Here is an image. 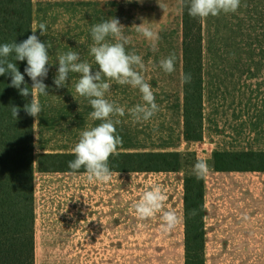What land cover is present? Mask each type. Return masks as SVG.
Instances as JSON below:
<instances>
[{"label": "crops", "instance_id": "crops-1", "mask_svg": "<svg viewBox=\"0 0 264 264\" xmlns=\"http://www.w3.org/2000/svg\"><path fill=\"white\" fill-rule=\"evenodd\" d=\"M32 17L33 25L44 23L47 29L45 36H40L48 45L50 64L44 83L51 89L44 102L57 108L60 117L57 137L61 140L79 141L80 129H75V125H80L79 120L86 112L89 115L92 108L86 98L75 92L80 74L70 72L64 88H55L53 79L58 57L69 51L77 52L79 62H88L93 71H98L89 53L91 28L104 19L116 17L120 20L125 27L124 34L130 38L126 47L132 49L152 45L133 26L142 22L158 33L161 46H168V39L180 37L181 60L175 57L172 73L161 69L160 60L155 59V48L141 50L137 55L144 63L145 81L152 87H184L183 0H33ZM36 35H40L39 31ZM203 37V135H219L221 141L224 136H232L237 141L240 131L247 128L248 146L243 151L264 152V88L263 92H257V87H264V46L261 45L264 0H240L235 13L203 19ZM224 37L235 38L237 45L217 50L218 54L225 51L248 53L258 55V61H206V39ZM246 39L248 45H244ZM163 53L167 58L168 51L164 49ZM114 86L123 87L134 95L130 98L127 93L114 94ZM215 86L233 87V92L210 93L209 87ZM52 94H56L57 99ZM154 94L159 111V99L168 97L173 102L171 111L181 112L178 128L184 135V88L181 105L173 101L177 98L175 95ZM105 98L115 104L129 98L142 102L138 89L134 91L114 81ZM127 116L126 111L115 125L119 128L116 135L122 141L129 140L130 136ZM152 120L154 116L149 121ZM37 123L34 119L37 158L41 154H72V146L56 149L49 145L48 150L38 152ZM139 123L133 125L131 134L135 142L145 144L152 137H145L142 131L145 122ZM167 126L173 127V123ZM181 148H186L183 137ZM130 152L138 151L127 152V148L117 146L115 154ZM208 168L205 175L206 264H264V171L219 173L213 159ZM155 186L166 196L163 210L141 220L134 204L145 191ZM184 205L185 183L181 171L115 173L109 182L101 183L89 181L86 173L41 172L36 161V264L40 261L41 264H185ZM163 211H173L177 215V224L170 231L162 229Z\"/></svg>", "mask_w": 264, "mask_h": 264}, {"label": "trees", "instance_id": "trees-1", "mask_svg": "<svg viewBox=\"0 0 264 264\" xmlns=\"http://www.w3.org/2000/svg\"><path fill=\"white\" fill-rule=\"evenodd\" d=\"M184 2V83L185 135L201 139L204 108L203 19L188 13ZM33 0H0V45L20 43L32 35ZM13 59V57H9ZM23 74L26 61H17ZM25 83L31 87L30 78ZM11 77L0 76V264H36L35 167L41 172H71L74 154H41L36 159L34 118L23 107L32 99L10 87ZM23 87V85L21 86ZM11 106L21 109L13 119ZM112 171L177 172L180 155L176 152L113 153L108 161ZM215 167L220 172L264 171V152H218ZM78 172H85L81 168ZM195 210L196 215H193ZM204 179L187 176L185 181L186 264H204Z\"/></svg>", "mask_w": 264, "mask_h": 264}, {"label": "clouds", "instance_id": "clouds-1", "mask_svg": "<svg viewBox=\"0 0 264 264\" xmlns=\"http://www.w3.org/2000/svg\"><path fill=\"white\" fill-rule=\"evenodd\" d=\"M187 6L190 16L205 19L221 13H235L240 6V0H188ZM160 7L164 10L162 6ZM133 26L146 40L151 41L155 48L159 39L158 33L144 22ZM124 29L116 17L104 19L91 28L92 44L89 53L98 65V71H93L88 62H79L77 52L69 51L58 57V69L53 79L55 88L57 90L64 88L70 72L80 74L75 92L88 100L92 108L89 118L100 121L98 125L80 132L79 141L71 150L75 159L68 165L73 174L83 168L89 181L107 183L115 174L109 168L108 161L122 140L116 135L115 127L120 121L119 119L114 121L112 117H123L126 110L105 98L112 87V81L138 89L141 93L142 103L127 109L134 123L147 122L159 111L152 86L145 81L142 74L144 69L142 57L126 50L130 38L124 34ZM37 31L39 36L36 35ZM46 31L44 23L38 26L34 23L32 35L26 40L0 45V76H10L9 86L17 89L22 97L27 98L31 95L32 99L25 103L23 111L35 120L42 111L37 97L49 94L48 85L44 83L49 72V51L48 45L40 39V36H45ZM17 61H26L27 66L23 74L18 69ZM159 66L165 73L174 72L175 55L161 59ZM25 75L30 78L31 87L25 83ZM182 82L190 83L191 74H185ZM20 111L19 107L11 106L13 119L19 118ZM193 170L197 178H202L209 171L208 164L206 161L198 160ZM165 199L162 189L155 186L143 193L134 204V210L141 220L151 218L163 210ZM192 214L196 215L195 210ZM161 219L164 231H170L178 221L173 211H163Z\"/></svg>", "mask_w": 264, "mask_h": 264}, {"label": "rangeland", "instance_id": "rangeland-1", "mask_svg": "<svg viewBox=\"0 0 264 264\" xmlns=\"http://www.w3.org/2000/svg\"><path fill=\"white\" fill-rule=\"evenodd\" d=\"M246 39V42H244V45H248ZM243 44V43H242ZM236 39L231 37H224V38H207L206 39V54H205V60L212 62H225V63H235V62H256L258 61V55H250L248 53H234L231 52L230 54L225 52L217 53V50L221 49H227L233 48L236 46ZM262 46H264V37L262 38ZM181 46H182V40L180 37H176L173 39H168V46H161L160 41H156L155 46V52L156 54V60H161L165 58V54H161V51L164 52V49L168 51L167 57L169 55L174 54L175 57L179 60L181 56ZM205 48V46H204ZM148 49H154L152 45L145 44V45H139L138 47L132 49L130 46L126 47V50L128 52H132L134 50V53L137 54L141 50H148ZM264 59V57H263ZM264 87H257V92H263ZM51 89V87H48V91ZM154 93H161V95H175L177 98H173V101H177L179 105H181V101L183 100V88L182 86H170V87H152ZM136 91V89H134ZM114 94H121V93H127L128 96L131 98L132 95H134V92H127L123 87L120 86H114L113 87ZM210 93H217V92H223V93H231L233 92V87H209ZM50 94V93H49ZM55 96V99H57L56 94H52ZM48 95H39L37 99L39 100V103L41 105L42 111L40 115L37 117V129H38V152L46 151L48 150L47 146H51L53 148H59L68 146L73 149L75 144L77 142L72 141H65L61 140L57 137L58 132V122L60 120L59 113H57V108L54 107L52 104L45 103V98ZM118 100L117 104L119 106H123L125 110L139 104V102H136L135 100ZM170 98H160L159 103L161 106V110L158 111L156 115H154V120L147 121L144 123L143 130L145 132V137L147 138L149 135L154 140V143L152 142V139H150L149 142L145 144H141L138 142H135V137H132L131 129L133 125L135 124L130 115L127 116L129 120V131L130 136L129 140H123L118 146H121L122 148H127L128 151H138L139 152H146V150H158L159 152H165L163 150H167L170 152H176L180 155V169L178 171L182 172V178H184V183L186 181L187 176H196L194 173V165L198 160L206 161L208 164V167H210V162L213 159L214 167H215V154L218 153V151H224V152H231V153H241L245 152L243 150H246L248 146V131L246 129H242L237 136V141L234 140L232 136H224L221 141V136L211 134V135H203L201 139L199 140H188L185 135V129H184V135H182V131L178 128L180 124L181 119V112L174 113L171 111V107L173 106V102L169 101ZM142 103V102H140ZM88 113L86 112L85 116L82 117L80 121V125L76 124L75 129H80V132L86 128L94 127L100 123V121H94L91 120L88 117ZM120 117L114 116L112 119L115 121L116 119H119ZM153 118V117H152ZM151 118V119H152ZM185 120V119H184ZM172 122L173 127L167 126L168 123ZM55 123L56 127H53L52 124ZM138 124V123H137ZM140 127V123H139ZM72 130V128H70ZM119 128H116V132H119ZM79 132V135H80ZM182 137L186 143V148L182 150ZM151 143V144H150ZM176 150V151H173ZM35 152V149H34ZM132 153V152H131ZM36 156V154H35ZM39 157V156H38ZM37 159V157H36ZM213 168V165H212ZM177 171V172H178ZM219 173H230V172H220ZM235 172V171H233ZM239 172V171H238ZM50 173H72V172H50ZM78 173H86V172H78ZM113 173H123L120 171H113ZM151 173V172H150ZM204 179V208H205V215H204V225H205V233H204V251H203V259L204 264H206V223H207V208H206V178L205 176L202 177ZM185 209V205H184ZM35 215H36V207H35ZM99 220L98 218H96ZM36 231V229H35ZM36 240V238H35ZM36 243V241H35ZM35 254H36V244H35ZM185 255L186 253V224H185ZM42 261H40V264ZM186 264V263H185Z\"/></svg>", "mask_w": 264, "mask_h": 264}]
</instances>
